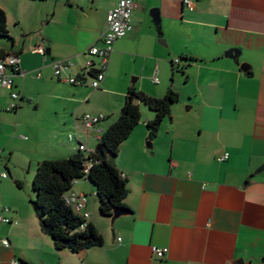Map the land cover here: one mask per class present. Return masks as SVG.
Segmentation results:
<instances>
[{
	"label": "crops",
	"instance_id": "crops-1",
	"mask_svg": "<svg viewBox=\"0 0 264 264\" xmlns=\"http://www.w3.org/2000/svg\"><path fill=\"white\" fill-rule=\"evenodd\" d=\"M134 1L133 29L116 42L106 78L93 90L90 76L82 85L60 81L53 62L69 61L71 75L82 77L117 0H0L8 27L16 25L13 46L0 41V51L20 59L18 71L9 69L20 95L15 112L5 111L12 90L0 87V173L19 188L39 162L74 156L80 143L97 150L85 115L104 116L105 132L133 89L180 97L152 142L147 122L155 115L136 101L144 119L114 159L129 182L130 214L112 225L100 215L92 183L74 184L69 195L87 196L86 222L103 235L102 247L60 252L40 223L23 225L11 229L34 250L26 254L13 237L12 248L0 246V264H264V172H257L264 164V0H194L193 11L183 0ZM156 10L158 25L150 16ZM39 45L45 56L34 51ZM230 50L236 58L225 56ZM181 58L192 60L178 64ZM153 247L169 252L160 259Z\"/></svg>",
	"mask_w": 264,
	"mask_h": 264
},
{
	"label": "trees",
	"instance_id": "trees-1",
	"mask_svg": "<svg viewBox=\"0 0 264 264\" xmlns=\"http://www.w3.org/2000/svg\"><path fill=\"white\" fill-rule=\"evenodd\" d=\"M0 41H7L12 46L14 44L8 30L7 14L1 8ZM11 55L15 54H4L0 51V60ZM190 60L192 59L181 58L180 62ZM179 99V94L172 90L164 98L154 99L133 89L119 119L105 131L100 140L102 154L97 150L87 153L79 149L74 156L38 163L32 186L36 199L32 204L35 206L42 232L52 240L57 251L77 254L104 245V237L97 228L75 213L67 203L74 184L83 179L92 183L96 189L102 217L111 218L114 209L126 208L129 182L117 168L114 159L122 143L142 120L139 104L148 107L155 115L154 120L147 122L148 141L152 142L157 137L162 122L171 116L172 107ZM136 101L140 103L136 104Z\"/></svg>",
	"mask_w": 264,
	"mask_h": 264
},
{
	"label": "built area",
	"instance_id": "built-area-1",
	"mask_svg": "<svg viewBox=\"0 0 264 264\" xmlns=\"http://www.w3.org/2000/svg\"><path fill=\"white\" fill-rule=\"evenodd\" d=\"M184 6L193 11L195 8L194 0H183ZM136 8L134 0H117V5L108 12L106 17V31L101 40L102 44L94 45L90 48L87 53L86 60V70L82 77H75L71 75V63L66 60H55L53 62L54 75L62 82L71 85H82L87 76L91 77L89 86L93 90H98L106 78V74L109 69L110 59L114 53L115 44L118 40L125 38L133 29L132 15ZM45 56V49L43 46L39 45L34 50ZM93 58H98L99 63L96 64ZM20 59L18 56L11 55L3 60H0V87L11 92V102L5 108L6 112H15L19 107L20 95L18 92L13 91V73L9 71L11 69L13 72L19 70ZM178 64L180 60L176 61ZM154 83H159V79L156 77ZM1 112V110H0ZM104 120V116H92L85 115L83 118V125L86 131L95 130L97 133V139L100 141L103 134L105 133L103 128L100 127V123ZM73 136H69V141H74ZM79 149L84 152L88 151L85 144L80 143ZM229 154H225L219 160L224 162L228 160ZM8 178V173L3 171L0 173V182ZM67 203L73 208L75 213L79 214L85 221L90 219L91 213L87 210L88 198L86 195H69L67 198ZM4 214L0 217V222L4 224L17 225L18 222L15 219L7 218L5 213H9V208L3 209ZM86 226V224H85ZM121 241V239H119ZM0 244L6 248L10 247V242L8 240H0ZM169 252L167 248L153 247L152 253L157 258H164ZM10 264H18L17 261L12 260Z\"/></svg>",
	"mask_w": 264,
	"mask_h": 264
},
{
	"label": "rangeland",
	"instance_id": "rangeland-1",
	"mask_svg": "<svg viewBox=\"0 0 264 264\" xmlns=\"http://www.w3.org/2000/svg\"><path fill=\"white\" fill-rule=\"evenodd\" d=\"M15 29H16V25L13 22V20H11L8 30L9 32L10 31L13 32ZM180 105L182 106V104H179L178 106ZM141 106L143 111L145 109L149 110V108L144 106L143 104H141ZM0 164L1 165L3 164L2 159H0ZM7 179L8 180H4L0 183V217L2 216V212H1L2 206L8 207L9 209L16 211L18 215L20 214L22 215L18 216L15 219L18 222L17 225L4 224L0 222V240L12 241V238L14 237L15 243H17L20 246L23 245L22 248L23 250H25L26 254H30L34 249H31L32 247L29 246L28 242L26 241L27 237L25 236V234H23L20 231L17 232L16 230H13L11 228L20 229L23 225L25 226L35 225L36 229L39 228V223H40L39 218L32 204V202H34L36 199V195L33 192V188H32L34 177L28 174H24L22 178V188H19L15 184V182L13 181V177H10L8 175ZM8 182H11L12 184H9ZM7 218H10V215H7Z\"/></svg>",
	"mask_w": 264,
	"mask_h": 264
},
{
	"label": "water",
	"instance_id": "water-1",
	"mask_svg": "<svg viewBox=\"0 0 264 264\" xmlns=\"http://www.w3.org/2000/svg\"><path fill=\"white\" fill-rule=\"evenodd\" d=\"M150 16L152 17V19H153L155 25L160 24V18H159V15H158V11H157V10L151 12V13H150ZM47 52H48V51H47ZM238 53H239L238 51L230 50V51H228V52L225 54V56H226L227 58L234 59V58H236V55H237ZM242 70H243L244 72L247 71V70H246V67H242ZM148 146H151V144H148ZM97 151H98L100 154H102L103 149H102V146H101V145L98 146ZM257 172H258V173H262V172H264V164H263V165L257 170ZM33 207H34V209H35V206H34V205H33ZM130 213H131L130 210H128V209H126V208H123V207L114 209V211H113V215H112V217H111V224L113 225L114 222H115L118 218H120V217H122V216H126V215H128V214H130ZM242 262H243V261H241V263H242Z\"/></svg>",
	"mask_w": 264,
	"mask_h": 264
}]
</instances>
